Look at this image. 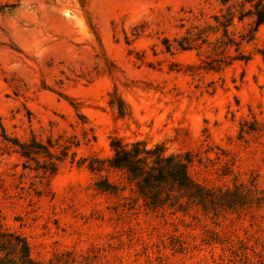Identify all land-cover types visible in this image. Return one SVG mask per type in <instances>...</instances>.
<instances>
[{
	"label": "rangeland",
	"instance_id": "1",
	"mask_svg": "<svg viewBox=\"0 0 264 264\" xmlns=\"http://www.w3.org/2000/svg\"><path fill=\"white\" fill-rule=\"evenodd\" d=\"M252 9L0 0V220L34 261L264 264V23ZM114 139L188 159L204 203L169 183L144 198L109 168ZM13 140L50 156L27 160Z\"/></svg>",
	"mask_w": 264,
	"mask_h": 264
},
{
	"label": "trees",
	"instance_id": "2",
	"mask_svg": "<svg viewBox=\"0 0 264 264\" xmlns=\"http://www.w3.org/2000/svg\"><path fill=\"white\" fill-rule=\"evenodd\" d=\"M252 4L248 14L253 16L255 27L264 23L263 0H243ZM243 15H240L242 17ZM264 60V43L260 51ZM18 146L19 154L27 160L35 161V156L44 152L50 154L34 140L28 143L12 141ZM113 155L108 160L111 169L123 171L131 181H134L140 194L151 200L150 194L160 189L164 184L174 185L180 195L187 199L204 203L208 194L203 186L195 183L187 173L188 159L180 160L174 156H164L162 147L155 146L151 149L142 142L130 145L121 144L117 139L111 141ZM38 148V149H37ZM44 174H51L55 170L53 163L48 164ZM156 198V197H155ZM0 264H44L34 261L29 255V247L20 234L7 228L0 220Z\"/></svg>",
	"mask_w": 264,
	"mask_h": 264
}]
</instances>
